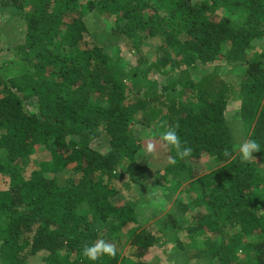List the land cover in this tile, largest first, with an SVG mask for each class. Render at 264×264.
<instances>
[{"label": "trees", "instance_id": "16d2710c", "mask_svg": "<svg viewBox=\"0 0 264 264\" xmlns=\"http://www.w3.org/2000/svg\"><path fill=\"white\" fill-rule=\"evenodd\" d=\"M0 8L17 13L13 46L0 30V264H152L171 240L179 264H264V0ZM187 179L193 197L146 225ZM101 239L117 254L90 261Z\"/></svg>", "mask_w": 264, "mask_h": 264}, {"label": "rangeland", "instance_id": "374dc122", "mask_svg": "<svg viewBox=\"0 0 264 264\" xmlns=\"http://www.w3.org/2000/svg\"><path fill=\"white\" fill-rule=\"evenodd\" d=\"M16 14L17 13H14L13 10H10V9H7V8H0V30H2V32H4L5 29L9 28V32H10L9 34L11 36V37L6 36L7 38H11L9 40V42H8V39H6V38L4 39V42L7 43V45H10L12 42H15V40H16V36L15 35H16L17 31H16L15 27L17 25V22H16L15 27L12 26L13 25L12 22H10L12 25L10 23H8L9 18H11V17L16 18ZM105 27L106 26L104 24H101V28L102 29H105ZM14 44L15 43L11 44V46H13ZM155 47H156V42H153L152 44H150V45L148 44L147 45L146 50L149 52L150 55H152L153 52H154L153 48H155ZM236 71L237 70H234V73H236ZM247 139L248 138H246L245 140H247ZM202 161L204 162L205 167L207 168V171H210L211 167H207L206 166L207 162L209 160L205 159L204 156H203ZM201 173H203V172L201 171L198 175H200ZM0 182H1L0 188H2V187L7 186L8 180L5 179V178H1ZM189 182L190 181L188 179L184 180L182 185L178 189V191L172 196V198L169 201L163 199L164 205H165V209L160 211L159 213H156L157 215L156 214L155 215L152 214L153 212H155V211H152V208L148 210L145 207H143L141 209L140 213L143 215V219L146 220V225H149V223L153 222L156 219L157 216H163L166 213L167 210L173 208V206L175 204V200H176L177 197L178 198H183L184 201H186V199H185L186 195H188L189 193H187V192L180 193V191L183 190L185 188V186ZM189 195L191 197H193L192 193L189 194ZM160 196H162V195L160 194ZM202 211H205V209L202 208V207L191 208L188 211V213H187L188 218L192 219V218H194V214H196L197 212H202ZM158 233H159V236H161L162 241L164 242L165 237L162 235V232L158 231ZM188 233H190V232H188ZM184 235H187V233H184ZM174 243H175V241L171 240V241H169V242H167L165 244H160L161 245L160 247H159V245H157L158 247H156L154 249L153 255H152V257L150 258L149 261L152 264H179V262H180L179 260H180L181 256L178 257V260L176 259V257L173 256V251L172 250L174 248L173 247ZM169 255H171L173 260L169 259Z\"/></svg>", "mask_w": 264, "mask_h": 264}, {"label": "clouds", "instance_id": "9594fccd", "mask_svg": "<svg viewBox=\"0 0 264 264\" xmlns=\"http://www.w3.org/2000/svg\"><path fill=\"white\" fill-rule=\"evenodd\" d=\"M161 138L170 146L177 149V155L180 157H188L191 152V147H181V140L177 134L175 128L168 129L161 133ZM244 139L249 138L243 136ZM154 146L152 144L148 145V151L152 152ZM261 150L260 145L255 140H244L240 145L239 151L241 153V158L244 161H250L253 158V154ZM171 163H175V160H171ZM117 254L116 248L113 244L106 242L101 239L91 245H87L83 249V255L87 257L90 261H97L102 255H107L110 257H115Z\"/></svg>", "mask_w": 264, "mask_h": 264}]
</instances>
